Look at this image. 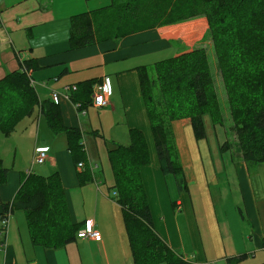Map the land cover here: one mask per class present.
<instances>
[{
  "label": "crops",
  "instance_id": "crops-1",
  "mask_svg": "<svg viewBox=\"0 0 264 264\" xmlns=\"http://www.w3.org/2000/svg\"><path fill=\"white\" fill-rule=\"evenodd\" d=\"M90 1L0 0V79L6 73L21 70L22 61H32L34 70L30 68L27 73L38 101L55 104L64 126L79 130L82 150L87 154L85 161H80V169L67 151L66 134L52 133L47 123L50 133L62 134L65 150H55L51 146L55 139L51 138L40 143L35 140L32 151L36 147L47 149L40 175L59 174L71 222L80 230L86 220H92L101 239L78 238L76 232V238L60 248L33 246L25 214L17 210L8 215L5 233L0 217V264H133L122 210L109 190L112 174L110 181L105 177L98 179L97 166L88 157V150H97L100 145L98 136L106 142L125 145L129 129L140 130L148 145L150 163L141 166L139 172L158 236L193 264H225L229 257L240 255L245 257L238 264H263L264 163L245 164L237 148L214 162L206 138H194L189 119L168 122L162 117L163 125L172 133L176 166L184 180V184L178 183L171 174L165 175L159 169L140 95L137 68L144 67L160 96L154 63L168 51L177 55L203 46L205 18L71 49L69 18L110 4V0ZM104 79L110 88L108 104L96 108L91 105L92 88ZM65 85L77 88L65 97ZM52 91L59 93L57 101L51 99ZM77 102L82 104L84 115L75 108ZM34 109L39 113L37 126H41L39 117L45 122L46 119L40 106L31 110ZM25 172L7 171L5 182L0 183V214L2 204L13 199L21 173ZM257 253L263 259L255 260Z\"/></svg>",
  "mask_w": 264,
  "mask_h": 264
},
{
  "label": "trees",
  "instance_id": "trees-1",
  "mask_svg": "<svg viewBox=\"0 0 264 264\" xmlns=\"http://www.w3.org/2000/svg\"><path fill=\"white\" fill-rule=\"evenodd\" d=\"M199 17L207 22V44L154 63L160 96L144 67L137 68L159 169L182 184L172 133L163 125L162 117L168 122L189 119L196 140L206 138V113L213 128H224L225 116L209 54L223 86L232 122L229 129L235 139L232 145L225 141L220 149L235 146L245 164L264 163V0H110L107 7L69 18V45L79 49ZM20 65L21 70L0 79L2 131L6 133L3 124L15 115L40 106L50 131L66 134L67 151L75 166L85 161L79 130L64 126L55 104L38 101L27 74L28 69L34 70L32 61H22ZM128 139L125 145L111 142L106 156L113 179L109 190L115 193L112 198L122 210L133 264H193L175 253L155 232L139 172L141 166L150 163L148 145L138 129H129ZM7 171L0 158V183L5 182ZM17 210L25 214L33 246L56 249L76 238L78 225L70 220L57 172L47 176L21 173L19 187L13 199L2 204L0 217L7 218ZM244 257H229L225 264H238Z\"/></svg>",
  "mask_w": 264,
  "mask_h": 264
},
{
  "label": "rangeland",
  "instance_id": "rangeland-1",
  "mask_svg": "<svg viewBox=\"0 0 264 264\" xmlns=\"http://www.w3.org/2000/svg\"><path fill=\"white\" fill-rule=\"evenodd\" d=\"M90 2H93L91 0ZM207 31V30H206ZM206 31L203 35L202 43L203 45H206ZM6 37V36H5ZM180 44V41H178ZM10 45L7 44V48H9ZM21 54L24 53V50H20ZM174 54L172 51H168L166 55L159 56L158 59H164L167 57H170ZM153 57V56H152ZM16 59V58H15ZM213 57L211 54H209V60H210V67L214 74V84L217 91V96L220 102L221 110L223 112L224 117V128H221L219 126L213 128L210 122V116L208 113H206L203 116V123L204 128L206 132V142L209 146L210 150V156L211 159L214 162L221 160V155L227 157L228 155L233 153L236 149L235 146H232L231 148L227 149L223 147L224 150L220 149V146L223 145L225 141H228L229 143H234V134L229 129L232 122L228 115V106L225 100V93L223 90V86L219 77L218 72L216 71V67L212 65V62H214ZM7 74V73H6ZM37 91L39 93V97L43 96V92L40 91V88L37 86ZM42 99V98H41ZM28 112V111H27ZM39 113L36 109L34 111H30L29 113L21 114V115H15L13 119H9L8 122L4 123L3 126L5 127V132L2 131L0 128V158L3 161L4 168L10 170L14 169L19 172H32L36 174H40L39 168L45 167L43 166L46 162L43 164H32L33 160V151L32 147L35 142V140L39 141H47L51 138H54L55 141L51 144V146L55 147V150L57 149H63L64 147V139L62 134L53 135L50 133V131L47 128L46 122L42 117L40 118L41 126H37V117ZM10 118V116H9ZM94 139V137L92 138ZM100 139V140H99ZM129 143V139L126 138ZM59 140V141H57ZM99 146L97 147V150H88V157H91L92 164H95L97 167L95 169H98L95 171L96 176L101 178V180H104V177L107 179V181H110L111 179V172L110 169H108V161L106 156V150L110 148L111 141L106 142L101 136H98ZM81 141H83V137H81ZM91 148V147H90ZM223 151V152H222ZM51 153V151H50ZM49 155V154H48ZM87 156V154L85 153ZM82 161V160H80ZM72 163V162H71ZM72 167L74 168L73 164ZM170 178V177H169ZM171 180L170 183L171 184ZM106 181L103 182L102 185H105ZM234 212L237 217V219H240V213L238 210L234 207ZM263 259L262 255L257 253L255 260H261Z\"/></svg>",
  "mask_w": 264,
  "mask_h": 264
},
{
  "label": "built area",
  "instance_id": "built-area-1",
  "mask_svg": "<svg viewBox=\"0 0 264 264\" xmlns=\"http://www.w3.org/2000/svg\"><path fill=\"white\" fill-rule=\"evenodd\" d=\"M28 74V73H27ZM29 75V74H28ZM32 84V81H30ZM76 85H65L63 89V94L66 97L70 91L76 90ZM110 95L109 84L106 79L102 80L100 84H96L92 88L91 95V105L96 108L105 107L108 104V96ZM51 99L57 101L59 97L58 92L52 91L50 94ZM75 108L79 110L83 115L85 114L84 108H82V104L77 102L74 104ZM47 159V149L44 147H36L33 151V160L32 164H43ZM83 164L79 162L77 164V168H81ZM115 193L113 192V195ZM7 218L1 219L2 224V233H5ZM78 238H89L94 241H99L101 239V234L98 230L95 229L92 220H86L84 223V228L78 230L77 232Z\"/></svg>",
  "mask_w": 264,
  "mask_h": 264
}]
</instances>
